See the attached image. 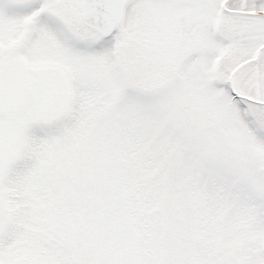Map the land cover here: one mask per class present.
<instances>
[{
	"label": "snow or ice",
	"instance_id": "6c2138e0",
	"mask_svg": "<svg viewBox=\"0 0 264 264\" xmlns=\"http://www.w3.org/2000/svg\"><path fill=\"white\" fill-rule=\"evenodd\" d=\"M0 264H264V0H0Z\"/></svg>",
	"mask_w": 264,
	"mask_h": 264
}]
</instances>
